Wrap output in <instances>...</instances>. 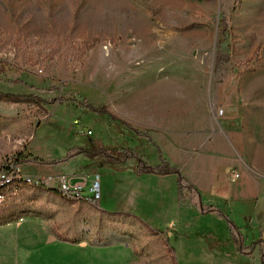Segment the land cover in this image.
<instances>
[{
	"label": "rangeland",
	"instance_id": "obj_1",
	"mask_svg": "<svg viewBox=\"0 0 264 264\" xmlns=\"http://www.w3.org/2000/svg\"><path fill=\"white\" fill-rule=\"evenodd\" d=\"M93 5L96 0H0V92L19 93L21 84L27 93L16 95L35 94L51 102L39 107L0 101V181L11 160L24 175L89 177L85 197H91L93 177L101 181L97 202L77 197L72 203L59 191L27 183L6 188L2 195L9 197L0 204H5L0 213L9 210V220H42L66 240L43 248L46 235L41 224L11 227L9 242L0 232V264H8L7 257L9 264H176L169 244L147 227L160 230L168 223L177 195L174 179L158 195L150 181L128 176L119 165L101 169L98 161L88 164L84 156L62 166L24 163L32 158L58 161L75 146L136 149L149 165L158 163L154 147L144 148L148 142L120 122L66 101L85 98L94 107L108 108L101 92L64 82L83 69L91 49L135 66L145 59L166 58L172 60L174 74L200 70L223 98L233 85L241 95L250 85L246 81L264 79V0H107L104 8L91 10ZM93 11L102 17L98 33H78L79 18L84 16L88 24ZM34 16L41 19L35 21ZM189 60H196L198 67L179 66ZM9 76L28 84L6 82ZM52 87L57 91H50ZM220 111L226 108L221 107L219 117ZM133 163L129 161L127 169ZM5 185L9 186L6 179ZM14 188L19 191L14 193ZM23 234L32 236L28 252L15 246L22 244Z\"/></svg>",
	"mask_w": 264,
	"mask_h": 264
},
{
	"label": "crops",
	"instance_id": "obj_2",
	"mask_svg": "<svg viewBox=\"0 0 264 264\" xmlns=\"http://www.w3.org/2000/svg\"><path fill=\"white\" fill-rule=\"evenodd\" d=\"M106 1L96 0L97 5L91 6V10L104 8ZM101 19L96 11L90 14L88 24L84 16L80 17L78 33L97 34ZM71 24L70 19L68 28ZM173 66L172 60L166 58L145 59L142 65L135 66L119 58H106L101 50L93 48L83 69L64 82L106 95L103 103L108 110L142 134L138 139L149 143L144 148L150 145L157 151L156 165L164 157L180 170L185 186L182 200L177 176L138 174L133 158L118 164L120 170H128V176L150 181L158 195L167 181L174 179L177 195L168 213L169 221L156 231L169 244L176 264H263L264 91L259 86L264 79L246 81L250 85L244 86L241 95L233 85L229 96L223 98L200 70L174 74ZM179 66L198 67V64L189 60L181 61ZM9 81L15 79L9 76L6 82ZM17 86L20 87L16 94L27 93L26 85ZM221 107L226 108L223 119L218 116ZM129 161L135 163L127 169ZM233 174L239 175L234 182ZM207 208L210 212L203 213ZM0 214L4 216L0 220L1 239L9 242L14 234L13 230L9 236L11 227L19 229L35 222L43 226L46 235L43 248L61 243L42 220H9V210ZM21 239L22 244L15 242L16 249L28 252L32 236L23 234ZM119 244L122 243L113 245ZM7 260L9 264V257Z\"/></svg>",
	"mask_w": 264,
	"mask_h": 264
},
{
	"label": "trees",
	"instance_id": "obj_3",
	"mask_svg": "<svg viewBox=\"0 0 264 264\" xmlns=\"http://www.w3.org/2000/svg\"><path fill=\"white\" fill-rule=\"evenodd\" d=\"M225 23V20H223ZM227 25H226V30H227ZM262 47H260L258 50H260ZM2 74L0 70V75ZM16 83H23V82H18L15 81ZM30 89H35L34 87H30ZM50 91L54 92L57 91L56 88L52 87L50 88ZM0 101L1 102H6V103H12L16 104L19 102H26L28 104H36L39 107H42L44 104H49L51 102L43 100L42 98L38 97L35 94L31 95H16V94H11V93H3L0 92ZM66 101L71 102L73 105H76L78 107H82L83 109H86L88 111H91L93 113H96L100 116H106L110 120L115 121V122H120L124 127L128 128L129 130L133 131L137 136H142V134L135 130L130 124L124 122L121 120L117 115L112 113L111 111L108 110L106 106H100V107H94L92 104H90L85 98L82 99H76V98H70L67 99ZM45 109V108H44ZM152 145L155 146L153 141L149 140ZM78 156H84L87 159L95 162L98 161L101 167H105L107 165H118L123 162L128 161L129 159H135L137 161V173L138 174H156L159 176H167V175H175L178 178V191H179V196L180 199H184V179L181 176L180 170L173 166L166 158L161 157V163L156 165V166H150L147 161L143 159V157L134 149H119V150H108L104 148H96V147H91V148H86V147H80V146H75L70 149V152L68 155H66L64 158L54 161V162H45L43 160H40L39 158H32L29 160L24 161V163H33L37 165H60L63 163H66L70 160H73L77 158ZM17 178L13 179L12 185L15 183H27L29 185L33 186H41L39 184H30L27 179L21 177V176H14ZM11 185V186H12ZM10 186V187H11ZM55 194H58V191L55 189H47ZM6 192V188H0V197L1 194H4ZM75 200H72V203H74ZM4 205H1L0 207H3ZM210 212V209H205L203 210V213H208ZM222 216V215H221ZM13 219V218H12ZM229 224L231 227L233 226L232 223L228 220ZM149 231L153 235H159V232L156 230H153L149 228ZM59 239H63L58 236ZM262 261L264 264V248H262Z\"/></svg>",
	"mask_w": 264,
	"mask_h": 264
},
{
	"label": "built area",
	"instance_id": "obj_4",
	"mask_svg": "<svg viewBox=\"0 0 264 264\" xmlns=\"http://www.w3.org/2000/svg\"><path fill=\"white\" fill-rule=\"evenodd\" d=\"M220 114H223V111H220ZM88 135H91L92 133L89 131L87 133ZM14 164L11 161H9V166L7 165L6 168L3 170V178L2 181H0V187L4 186L5 184V178L9 176H21L28 179H32L33 182L39 183L40 185L48 186L50 189H62L63 195H70L73 196L74 199H77V197H83L86 198V201H95L101 199V181L100 176H94L91 185H90V193L91 197H85V190L87 189V184L89 177H67L64 175L57 176L55 178L53 177H34L30 175H24L21 173V171L18 168H14ZM239 177L238 174H233L231 177V180L234 182ZM19 190H16L14 188V193ZM191 196H194V194L191 192ZM9 195H2L0 199V204L7 201V198Z\"/></svg>",
	"mask_w": 264,
	"mask_h": 264
},
{
	"label": "bare ground",
	"instance_id": "obj_5",
	"mask_svg": "<svg viewBox=\"0 0 264 264\" xmlns=\"http://www.w3.org/2000/svg\"><path fill=\"white\" fill-rule=\"evenodd\" d=\"M14 178H17V177L9 176V177L5 178V179L7 180V182L9 183V186H7V185L4 184V186H2V187H0V188H10V186L12 185V182H13V179H14ZM23 178H24V177H23ZM25 179H27L28 182H29L30 184H39V183L33 182L32 179H28V178H25ZM39 185H40V184H39ZM42 186H44V185H42ZM44 187H48V186H44ZM48 188L50 189V187H48ZM55 190L59 191L60 194L63 195V193H62V189H55ZM63 196L67 197V199L69 198V199H73V200H74V197H73V196H70V195H63ZM94 202H95V201H94Z\"/></svg>",
	"mask_w": 264,
	"mask_h": 264
}]
</instances>
